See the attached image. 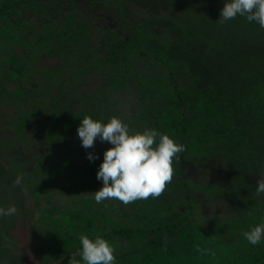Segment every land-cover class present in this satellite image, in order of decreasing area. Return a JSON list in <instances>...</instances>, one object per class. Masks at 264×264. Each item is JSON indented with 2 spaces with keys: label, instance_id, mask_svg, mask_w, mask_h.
Here are the masks:
<instances>
[{
  "label": "trees",
  "instance_id": "16d2710c",
  "mask_svg": "<svg viewBox=\"0 0 264 264\" xmlns=\"http://www.w3.org/2000/svg\"><path fill=\"white\" fill-rule=\"evenodd\" d=\"M224 4L0 0V207L18 209L0 217V252L22 215L39 264L79 262L83 234L116 264H264V242L243 237L264 223V28L221 23ZM86 116L185 145L158 198L95 202L112 145L82 147Z\"/></svg>",
  "mask_w": 264,
  "mask_h": 264
},
{
  "label": "clouds",
  "instance_id": "9594fccd",
  "mask_svg": "<svg viewBox=\"0 0 264 264\" xmlns=\"http://www.w3.org/2000/svg\"><path fill=\"white\" fill-rule=\"evenodd\" d=\"M238 16L264 28V0H225L219 21L223 23ZM77 134L85 149L92 148L97 139L102 144L112 145L103 153L96 174L103 185L94 192L93 199L97 204L115 199L128 205L137 200L158 198L173 179L174 160L185 151L183 143L156 128L145 127L143 131L133 132L128 123L115 116L106 123L86 116L81 120ZM86 158L91 162L99 156L88 153ZM22 179L18 176L15 183L21 184ZM256 195L264 197V179L257 181ZM17 211L15 205L0 207V217L13 216ZM243 237L253 246L261 244L264 242V223L243 232ZM80 244V261L76 262L72 257L69 264H116L115 246L102 236L90 238L83 234Z\"/></svg>",
  "mask_w": 264,
  "mask_h": 264
},
{
  "label": "rangeland",
  "instance_id": "374dc122",
  "mask_svg": "<svg viewBox=\"0 0 264 264\" xmlns=\"http://www.w3.org/2000/svg\"><path fill=\"white\" fill-rule=\"evenodd\" d=\"M12 200L9 202V206ZM29 211L27 219H34L31 215V207L28 206ZM17 230L12 232L11 241L6 244L5 249L0 252V262L3 264H39L40 262V246L38 239L33 235L29 236L27 232L28 221L24 220L23 216L18 217ZM2 248V246H0ZM11 257V258H10ZM13 258V259H12ZM11 259V260H10Z\"/></svg>",
  "mask_w": 264,
  "mask_h": 264
}]
</instances>
